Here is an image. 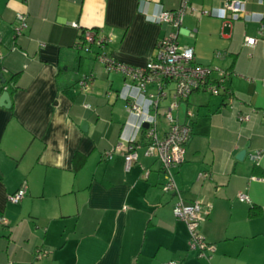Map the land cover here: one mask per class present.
<instances>
[{
	"label": "crops",
	"instance_id": "obj_1",
	"mask_svg": "<svg viewBox=\"0 0 264 264\" xmlns=\"http://www.w3.org/2000/svg\"><path fill=\"white\" fill-rule=\"evenodd\" d=\"M223 1L190 0L209 14H185L178 42L193 47L196 63L228 72L234 99L202 91L189 96L191 135L185 160L172 173L184 201L199 200L212 210L218 201L246 193L245 216L251 205L259 206L249 222L263 224L264 34L258 31L264 0H244V15L232 20L215 16ZM179 6L180 0H0V94L6 90L10 99L9 106L0 105V264H166L186 258L185 223L172 211L177 197L162 190L160 163L144 154L148 139L126 105L135 91L121 73L106 72L95 54L145 64L168 27L156 16ZM18 12L28 25L19 35ZM85 29L107 37L105 46L80 48ZM245 36L257 37L256 43L244 44ZM83 74L91 85L80 90ZM167 103L161 102L160 113ZM185 107L173 114L181 119ZM240 114L249 117L241 120ZM158 128L166 130L161 115ZM132 136L141 146L125 169ZM256 151L261 156L253 161ZM76 153L85 160L74 170ZM200 172L208 176L198 178ZM19 188L24 197L10 202ZM162 248L169 253L160 260Z\"/></svg>",
	"mask_w": 264,
	"mask_h": 264
},
{
	"label": "built area",
	"instance_id": "obj_2",
	"mask_svg": "<svg viewBox=\"0 0 264 264\" xmlns=\"http://www.w3.org/2000/svg\"><path fill=\"white\" fill-rule=\"evenodd\" d=\"M189 12L197 15L209 14L207 10L198 9L190 3V0H180V6L176 9L161 10L156 16V21L166 24L168 27L163 35L156 40L154 53L143 65H129L116 61L103 51L96 52V59L103 65L106 72L116 71L123 75L126 85L135 91L126 98V105L130 114L137 119L136 129H142L143 135L148 139L144 147V154L154 156L160 163L164 174V182L161 188L164 192H172L176 195L172 211L176 218L182 220L190 233L188 244L190 248H206L204 238L196 232L198 223L205 219L211 209L199 200L184 201L180 189L175 183L172 168L179 166L185 160V146L191 135L193 111L187 106L189 96L195 91H202L211 95L223 96L227 102L232 103L234 97L227 87L228 72L214 68L210 65L198 64L194 61V49L191 45L178 42V31L182 25L183 17ZM245 13L244 0H225L217 9L215 16L223 20H232ZM76 27L77 24L72 22ZM25 13L16 14L15 33L21 34L27 28ZM196 29L188 30V35L194 37ZM258 33L264 34V23L260 25ZM108 38L99 35L94 29H85L81 34L80 48L85 51L92 50V46L103 48ZM257 37L245 36L244 44L254 45ZM214 73H217L216 75ZM91 85L90 75H81L77 81L80 90ZM168 100L161 113L159 112L162 101ZM184 104L185 111L180 119L173 114V110L179 109ZM87 107V106H86ZM159 115L166 121V130L160 134L158 128ZM248 114H240L241 120H247ZM146 125V126H145ZM134 136L129 140L124 151V166L128 169L137 158V149L141 146ZM111 158V153L107 155ZM260 151L250 154L253 161H258ZM148 171H144L146 176ZM207 172H200L198 178H205ZM254 178V177H253ZM24 188L17 189L8 196L12 203H18L25 195ZM240 201H249L246 193H238ZM5 219L0 217V224ZM44 250L37 256H42ZM11 264V263H8ZM167 264H177L170 261Z\"/></svg>",
	"mask_w": 264,
	"mask_h": 264
},
{
	"label": "rangeland",
	"instance_id": "obj_3",
	"mask_svg": "<svg viewBox=\"0 0 264 264\" xmlns=\"http://www.w3.org/2000/svg\"><path fill=\"white\" fill-rule=\"evenodd\" d=\"M219 197L221 196L216 198ZM238 201L237 193L225 202L218 201L213 210L211 206L208 216L210 219L206 218L198 223L196 232L207 243L202 251L199 248H190V233L185 224L186 258L178 260L177 257H171L172 261L177 264H264V223L251 225L249 221L255 218L245 216L248 203L238 204ZM205 221L208 222L204 227L206 234L201 228ZM253 232H257L256 235ZM160 253L161 260L162 255L169 251L162 248Z\"/></svg>",
	"mask_w": 264,
	"mask_h": 264
},
{
	"label": "water",
	"instance_id": "obj_4",
	"mask_svg": "<svg viewBox=\"0 0 264 264\" xmlns=\"http://www.w3.org/2000/svg\"><path fill=\"white\" fill-rule=\"evenodd\" d=\"M0 57H1V55H0ZM0 77H1V81L4 82V78H3L2 74H0ZM9 104H10L9 93H8V91L4 90L0 94V105L7 107V106H9ZM86 126H87V123L85 121H82L80 124V127L84 131H86V128H87ZM246 148H247V145H245V147L243 149L238 151V153L236 154V158L238 160L243 159V157L245 156V153H246Z\"/></svg>",
	"mask_w": 264,
	"mask_h": 264
},
{
	"label": "trees",
	"instance_id": "obj_5",
	"mask_svg": "<svg viewBox=\"0 0 264 264\" xmlns=\"http://www.w3.org/2000/svg\"><path fill=\"white\" fill-rule=\"evenodd\" d=\"M227 87L229 89V85L228 84H227ZM84 160H85V156L84 155L76 153L74 155V170H77L78 168H80V166H82V164L84 163ZM254 168H255V166H254ZM260 211H261V208L259 206L251 205L249 207V216L250 217L257 216L260 213Z\"/></svg>",
	"mask_w": 264,
	"mask_h": 264
}]
</instances>
